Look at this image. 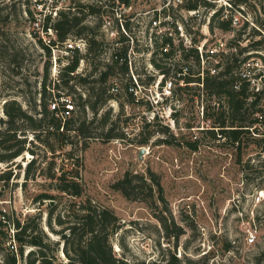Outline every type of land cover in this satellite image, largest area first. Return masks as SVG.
Here are the masks:
<instances>
[{"label": "rangeland", "instance_id": "374dc122", "mask_svg": "<svg viewBox=\"0 0 264 264\" xmlns=\"http://www.w3.org/2000/svg\"><path fill=\"white\" fill-rule=\"evenodd\" d=\"M94 1L66 0L64 6L93 5ZM166 1L136 0L134 10L158 8ZM245 4L256 10L257 25L264 24V0H247ZM30 12L28 0H0V119L3 120L7 119L4 105L11 100L39 118L34 109L40 110L37 106L41 102L47 62L52 64L49 81L53 82H57L60 69L66 66L63 59L54 70L53 52L48 56L36 38ZM100 15L101 11L96 17L85 19L93 33L83 37L104 40ZM101 50L92 51L79 65L81 75L93 74L90 79L95 82L86 86L76 79L71 82L76 83L74 91L61 87V100H56L60 107L66 98L74 102L77 110L72 117L73 126L80 128L85 124L84 134L71 132L70 139H51L55 151L35 140L30 144L35 155L26 152L14 162L0 164V173L10 169L9 165L14 172L9 184L0 181V212L24 220L27 215L37 213L40 205L35 198L40 194L56 196L50 201H54L52 205L57 206V212L63 213L72 202L90 199L114 210L120 218L121 229L112 243L117 256L128 264H264V198L259 199L260 193H264V127L251 131L240 152L227 139L219 135L213 139L207 131L219 130L206 113L218 111L223 98L209 95L201 103L195 93H181L173 102L175 110L171 115L167 111L149 113L145 104L121 96L109 98L99 105L97 112L92 111L90 104L83 109L79 105L80 96L86 100L91 87L96 92L105 89L107 95L110 89L111 80L97 81L101 72L113 66L106 62ZM258 87L263 90L258 108L264 109V86ZM201 104L205 105L204 113ZM162 127H168L179 144L161 142L168 137L158 132ZM153 131L156 133L149 143L141 145L139 142ZM28 137L29 141L33 139L30 133ZM67 141L72 143L66 144ZM188 143L197 144L198 149H190ZM33 158L37 160L35 176L27 181L26 166ZM78 160L81 166L76 164ZM63 166L71 175L79 172L84 189L82 198L58 191L57 181L49 178L53 173L60 175ZM128 172L139 176L136 199H128L113 188ZM151 174L160 188L153 185L150 192ZM50 201L41 205L45 211L43 227L53 240L60 241L46 225ZM54 228L61 230L59 226ZM251 234L256 240L250 245L247 239ZM62 250L63 244L59 258L66 260ZM28 252L26 248L25 254Z\"/></svg>", "mask_w": 264, "mask_h": 264}, {"label": "trees", "instance_id": "16d2710c", "mask_svg": "<svg viewBox=\"0 0 264 264\" xmlns=\"http://www.w3.org/2000/svg\"><path fill=\"white\" fill-rule=\"evenodd\" d=\"M122 1L129 2L130 0ZM238 1L246 3L247 0ZM197 5L189 4L188 8L194 9ZM98 13L100 10L94 5L78 4V6H69L68 10L58 14L52 24L58 39L65 41L71 35L77 39H85L88 45L87 51L85 54L75 52L68 64L60 69L57 82L49 81L52 64L51 61L47 62L46 77L40 92L41 102L37 106L40 110L34 109L36 114L40 116L39 118L26 111L16 100L5 103L4 114L7 119H0V164L14 162L26 152L35 155V152L30 149V144L35 140L49 147L51 151H55L50 143L51 139H67V137L70 139L71 132H76L79 135L80 133L84 134L85 124L80 128L73 126L72 117L76 111L70 119L64 122L56 115L59 110L58 106L54 108L52 106L54 104L59 105L61 87L72 92L76 83L71 84V82L76 79L80 84L86 86L95 82V80L90 79L93 74L82 76L76 72L81 60L92 54V51L96 53L101 48L103 53L104 40L98 42L94 38L83 37L89 32L93 33V29L84 23L85 19L89 15H98ZM219 27L227 29L228 25L221 23ZM42 46L47 51L48 56H51V48L43 45V43ZM245 50L240 48L239 55L242 56ZM238 67L239 58L234 55L231 60L227 61L225 69L219 77L208 78L206 87L209 90V95L218 99L223 98L224 101L218 111L207 112L206 116L214 121V128H219L217 133L215 129L207 130L210 136L215 139L219 135L220 138L227 139L228 143L234 145L241 152L243 145L249 140L251 131L257 132L259 127H264V109L258 108L262 99L261 94L253 93L248 83L241 82L239 90L234 88V84L237 82L235 72ZM114 73L115 65H110L106 71L100 73L97 81L100 83L107 82ZM90 89L92 92L86 100L80 96L79 105L85 109L90 104L92 111L97 112L99 105L104 104L111 96L107 95L105 89H101L99 92H96L94 87ZM56 91L58 92L56 93ZM93 97L95 101L92 103L91 98ZM57 99L58 102H56ZM158 132L168 136L161 142H166L169 145L179 144L168 127H162ZM29 133L33 137L31 141H29ZM155 133L156 131H153L139 143L146 146L150 137ZM108 137L110 138L111 134ZM169 137L174 140L168 141ZM68 143L72 142L67 141L66 144ZM188 147L192 150L198 149L197 144L188 143ZM71 154L72 152H69V155ZM36 164L35 158L27 164L25 171L27 181L34 178ZM76 164L81 166L79 160L76 161ZM8 167L10 169L0 173V181L5 184H9L14 173L12 166L9 165ZM79 176V172L71 175L63 166L60 175L53 173L49 175V178L57 181L56 189L58 191L74 198H82L84 189L79 181ZM150 176L152 177V183L149 185L151 192L153 185L158 188L160 185L156 182L153 174ZM113 188L128 199H136L138 198L137 191H140L139 176L128 172L124 178L114 184ZM55 197L51 194L38 195L35 198V202L40 205L37 213L27 215L24 220L0 212V255H2L0 264H128L125 259L117 256L112 243L113 236L121 229L120 218L114 210L94 203L90 199L79 203L72 202L64 213L63 211L57 212V206L52 204L48 206L46 225L54 235L60 237V241L53 240L43 227L45 211L41 205L45 201L55 200ZM160 199H164L162 195H160ZM9 225L12 226V229H9L11 227ZM54 225L61 227V230H56ZM11 230L12 234L10 233ZM61 244H63L62 252L66 260L59 258ZM26 248H29L27 254H25ZM20 260H23V263Z\"/></svg>", "mask_w": 264, "mask_h": 264}, {"label": "built area", "instance_id": "2783aa9c", "mask_svg": "<svg viewBox=\"0 0 264 264\" xmlns=\"http://www.w3.org/2000/svg\"><path fill=\"white\" fill-rule=\"evenodd\" d=\"M65 1L28 0L31 26L36 38L51 48L55 71L63 59L67 65L75 52L85 54L88 46L82 38L58 39L52 24L61 11L69 9ZM135 2H93L101 11L102 56L117 68L114 78L108 79V96L127 97L148 106L149 113L167 111L171 115L181 93H195L203 103L209 96L208 78L219 77L234 55L239 58L234 88L239 90L241 82H246L262 94L258 85L264 86V24L257 25L255 9L238 0H167L158 8L136 11ZM189 4L198 5L190 9ZM221 23L228 28H220ZM240 48L246 49L242 56ZM81 71L78 68L76 73ZM61 104L52 107L58 106L56 115L65 122L76 106L67 98ZM201 111L205 112L204 104ZM255 240L251 234L247 242L251 245Z\"/></svg>", "mask_w": 264, "mask_h": 264}, {"label": "water", "instance_id": "95a60500", "mask_svg": "<svg viewBox=\"0 0 264 264\" xmlns=\"http://www.w3.org/2000/svg\"><path fill=\"white\" fill-rule=\"evenodd\" d=\"M143 151H144V149H142V152H143ZM50 203H51V204H53V203H54V201H50Z\"/></svg>", "mask_w": 264, "mask_h": 264}]
</instances>
